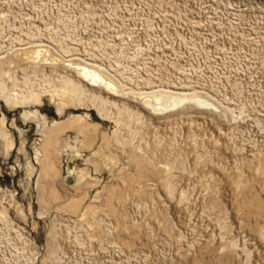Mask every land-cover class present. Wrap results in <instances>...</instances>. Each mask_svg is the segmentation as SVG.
Masks as SVG:
<instances>
[{"label":"rangeland","instance_id":"374dc122","mask_svg":"<svg viewBox=\"0 0 264 264\" xmlns=\"http://www.w3.org/2000/svg\"><path fill=\"white\" fill-rule=\"evenodd\" d=\"M0 56V264H264V0H0Z\"/></svg>","mask_w":264,"mask_h":264},{"label":"bare ground","instance_id":"6f19581e","mask_svg":"<svg viewBox=\"0 0 264 264\" xmlns=\"http://www.w3.org/2000/svg\"><path fill=\"white\" fill-rule=\"evenodd\" d=\"M36 51V55L35 56H38L40 53H39V50L35 49ZM32 52V51H31ZM33 53V52H32ZM28 54V53H26ZM28 58V56L26 57ZM33 60V59H32ZM6 62L5 64L6 65H10V63L13 61L12 59L10 58H3L0 56V74H5V77L6 78H3L1 77L0 78V97L2 98V100L5 101V103L7 105H10V106H20L22 104H25L27 102H31V101H39V99L41 98V95L44 94V92L48 91L46 88L40 91H36L34 89H28V90H15V87H8L7 84H6V80H12V74H11V70L9 69V67L6 69V70H3L1 65L3 62ZM4 65V63H3ZM75 68V67H74ZM77 68V67H76ZM78 72L80 74H82V76H85L87 77L89 80H91L92 82H101L105 85V87L107 86L108 88L112 89V90H115V87L116 85H114V83H112V81H108V80H105L99 73L98 71H96L95 69H91V68H88L86 66H79L78 67ZM62 85L64 88H66L68 91L72 92L74 95L76 93H79L80 91V86L79 84L71 81L69 78H65L62 80ZM15 84V83H14ZM13 85V84H12ZM103 86V85H102ZM171 91V90H170ZM49 92V91H48ZM81 92V91H80ZM169 92V91H168ZM47 93V92H46ZM176 94H173V93H166L169 95V98L167 101H171V104L172 106H177L181 100L183 99H193L195 101H197V103H199L200 105H206V104H212V102H209L206 98H203V97H198L195 96L192 94V96L190 95V93H188L189 95H185V94H178L177 92H175ZM154 95V94H153ZM159 94L155 95L154 96V100L155 102L153 103H159L161 104V101H160V97L158 96ZM166 98V97H165ZM164 101V100H163ZM165 103V102H163ZM167 103V102H166ZM151 105V104H150ZM165 105V104H164ZM162 106V105H161ZM3 115L0 114V134L2 136H5L6 134V131L3 129V124H4V118L2 117ZM53 130H51L46 136V141L44 142V146L46 149H47V146H49L51 144V140L48 141V139H50V135L52 134ZM48 142V145L46 144ZM52 145V144H51ZM44 148V149H45ZM46 151V150H45ZM44 168L45 166H47V164L45 165L43 163L42 165ZM50 170V169H49ZM48 170V171H49ZM44 171V170H43ZM5 209H1L0 208V218H6V213H5Z\"/></svg>","mask_w":264,"mask_h":264}]
</instances>
